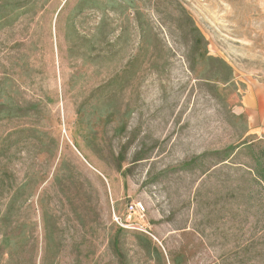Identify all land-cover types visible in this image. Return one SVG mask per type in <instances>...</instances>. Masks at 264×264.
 <instances>
[{"label":"rangeland","instance_id":"rangeland-1","mask_svg":"<svg viewBox=\"0 0 264 264\" xmlns=\"http://www.w3.org/2000/svg\"><path fill=\"white\" fill-rule=\"evenodd\" d=\"M76 1L0 0V264H264V0H132L69 54Z\"/></svg>","mask_w":264,"mask_h":264},{"label":"trees","instance_id":"trees-1","mask_svg":"<svg viewBox=\"0 0 264 264\" xmlns=\"http://www.w3.org/2000/svg\"><path fill=\"white\" fill-rule=\"evenodd\" d=\"M132 0H77L74 6L71 8L67 15L65 22V40L68 47L69 54L73 53L74 45L80 42V51L93 52L98 49V45L105 42L108 46H114L112 39V33L114 28L111 23V14H123L128 10V7H133ZM88 11H96L100 14L99 18L96 19L93 24L85 28L80 22L81 16ZM2 16H0L1 18ZM196 35H199L197 29L194 30ZM119 34L118 37H120ZM229 70H231L228 67ZM229 150V151H228ZM232 148H228L224 152V157L228 158L231 155ZM248 155L255 161L253 151L248 146ZM257 164V163H256ZM17 190L9 196L6 202L5 209L3 211V216L1 217V222L10 221L12 211L18 204ZM139 238L147 241V238L142 234H139ZM3 237H9L7 233H4ZM112 247L114 249L115 255L118 259V264H124V256L120 253L117 247V240L114 239L112 242Z\"/></svg>","mask_w":264,"mask_h":264},{"label":"crops","instance_id":"crops-1","mask_svg":"<svg viewBox=\"0 0 264 264\" xmlns=\"http://www.w3.org/2000/svg\"><path fill=\"white\" fill-rule=\"evenodd\" d=\"M243 110L247 114L252 134L264 133V83H247L242 98Z\"/></svg>","mask_w":264,"mask_h":264},{"label":"built area","instance_id":"built-area-1","mask_svg":"<svg viewBox=\"0 0 264 264\" xmlns=\"http://www.w3.org/2000/svg\"><path fill=\"white\" fill-rule=\"evenodd\" d=\"M132 208V207H131Z\"/></svg>","mask_w":264,"mask_h":264}]
</instances>
